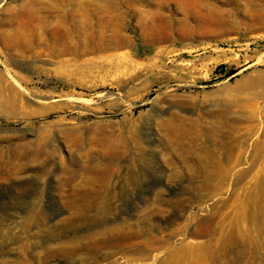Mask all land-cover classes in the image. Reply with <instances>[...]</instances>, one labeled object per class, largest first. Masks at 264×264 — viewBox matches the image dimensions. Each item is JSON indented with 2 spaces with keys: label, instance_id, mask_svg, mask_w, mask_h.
<instances>
[{
  "label": "rangeland",
  "instance_id": "374dc122",
  "mask_svg": "<svg viewBox=\"0 0 264 264\" xmlns=\"http://www.w3.org/2000/svg\"><path fill=\"white\" fill-rule=\"evenodd\" d=\"M197 1L0 0V264H264V0Z\"/></svg>",
  "mask_w": 264,
  "mask_h": 264
},
{
  "label": "bare ground",
  "instance_id": "6f19581e",
  "mask_svg": "<svg viewBox=\"0 0 264 264\" xmlns=\"http://www.w3.org/2000/svg\"><path fill=\"white\" fill-rule=\"evenodd\" d=\"M185 1H191V2H199L197 0H185ZM154 2V1H153ZM28 3V2H27ZM157 2H154V4ZM32 4V3H31ZM91 4V3H90ZM92 7V6H91ZM99 8V6H98ZM98 8L94 9L93 8H88L87 7V16L88 18L91 19V15H94L95 18V22H92L91 28L92 30H99L101 34H106V30H112L114 35L118 34L120 32L119 30V24H117V22L119 23V19L122 18V14L120 12L118 13H112L111 11L109 13H103V11L98 10ZM100 9V8H99ZM95 10H97V12H95ZM109 11V10H108ZM103 13V14H102ZM105 21L112 22L110 23L108 26L105 24ZM89 24H91L89 22ZM121 24V23H120ZM97 33V32H96ZM95 35V34H94ZM93 36V35H92ZM100 37V36H99ZM103 37V36H102ZM99 43V42H98ZM96 46V45H95ZM98 46V45H97ZM88 47V46H87ZM99 47V46H98ZM101 47V46H100ZM103 48V47H101ZM90 49V48H89ZM183 249V248H182Z\"/></svg>",
  "mask_w": 264,
  "mask_h": 264
}]
</instances>
